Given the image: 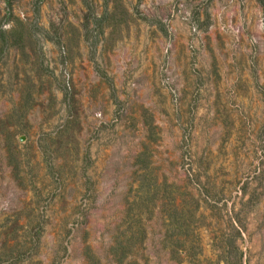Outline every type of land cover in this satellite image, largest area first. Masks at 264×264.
I'll list each match as a JSON object with an SVG mask.
<instances>
[{"label": "rangeland", "instance_id": "rangeland-1", "mask_svg": "<svg viewBox=\"0 0 264 264\" xmlns=\"http://www.w3.org/2000/svg\"><path fill=\"white\" fill-rule=\"evenodd\" d=\"M0 264H264V0H0Z\"/></svg>", "mask_w": 264, "mask_h": 264}]
</instances>
